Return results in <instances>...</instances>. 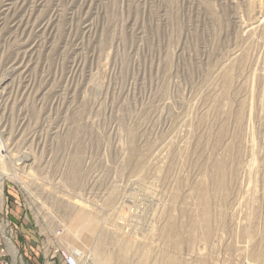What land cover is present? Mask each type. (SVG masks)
I'll return each mask as SVG.
<instances>
[{"label":"rangeland","instance_id":"obj_1","mask_svg":"<svg viewBox=\"0 0 264 264\" xmlns=\"http://www.w3.org/2000/svg\"><path fill=\"white\" fill-rule=\"evenodd\" d=\"M0 224L10 264H264V0H0Z\"/></svg>","mask_w":264,"mask_h":264},{"label":"built area","instance_id":"obj_2","mask_svg":"<svg viewBox=\"0 0 264 264\" xmlns=\"http://www.w3.org/2000/svg\"><path fill=\"white\" fill-rule=\"evenodd\" d=\"M14 232V230H9L8 232H6L5 229H2L0 224V264H10L6 256L8 253H10L9 250L11 248L8 243L11 242V239L13 238V236H15ZM55 235L59 238L62 235V230L58 229L55 232ZM56 243L57 244L50 246L47 259L48 261L46 260L45 264H91L90 258L85 255L82 250L78 248L63 246L59 243L58 240L56 241ZM32 248L34 249L32 255L35 261L36 259L37 261H39V252L42 251L41 249L43 248V246H39V248H36L34 246ZM41 261L43 262V260Z\"/></svg>","mask_w":264,"mask_h":264},{"label":"bare ground","instance_id":"obj_3","mask_svg":"<svg viewBox=\"0 0 264 264\" xmlns=\"http://www.w3.org/2000/svg\"><path fill=\"white\" fill-rule=\"evenodd\" d=\"M5 1H6V0H5ZM14 175H15V174H14ZM16 176H17V175H16ZM16 178H17V177H16ZM14 180H15V179H14ZM20 181H21V179H20ZM18 182H19V181H18ZM23 182H24V181H23ZM25 186H26V185H25ZM84 217H85V216H80V215L76 216V217H75V220H76L75 223L79 225L81 222L85 221V218H86V217H85V218H84ZM12 247H13V246H12ZM13 250H14V249H13ZM96 258H97V257H96ZM96 258H94L95 263H96V264H102V261H101L99 258H97V259H96ZM104 258H105V257H104ZM108 258H109V257H108ZM101 259H102V258H101ZM111 259L113 260V258H111ZM102 260H103V259H102ZM107 260H108V259H107ZM109 260H110V259H109ZM109 260H108V262H109ZM104 261H105V259H104ZM106 262H107V261H106ZM108 262H107V263H108ZM110 262H111V261H110ZM105 264H106V263H105Z\"/></svg>","mask_w":264,"mask_h":264},{"label":"crops","instance_id":"obj_4","mask_svg":"<svg viewBox=\"0 0 264 264\" xmlns=\"http://www.w3.org/2000/svg\"><path fill=\"white\" fill-rule=\"evenodd\" d=\"M30 243L33 244V241H30ZM36 264H42L41 260L39 259V262L37 261Z\"/></svg>","mask_w":264,"mask_h":264}]
</instances>
